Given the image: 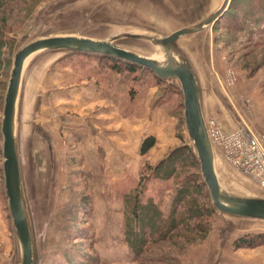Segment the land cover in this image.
Listing matches in <instances>:
<instances>
[{
	"label": "rangeland",
	"instance_id": "rangeland-1",
	"mask_svg": "<svg viewBox=\"0 0 264 264\" xmlns=\"http://www.w3.org/2000/svg\"><path fill=\"white\" fill-rule=\"evenodd\" d=\"M222 3L0 0V126L13 56L29 41L119 35V46L165 59L163 37L195 28ZM171 50L196 75L204 119L264 131V0H227L214 22L180 35ZM130 64L101 53L54 49L31 57L23 70L15 131L36 264H264V219L227 214L212 203L187 133L179 81L136 64L131 70ZM147 135L155 143L140 154ZM170 155L169 163L158 166ZM214 164L223 190L264 197L263 188L216 152ZM185 181L204 184L192 197L199 206L210 202L214 211L189 214L166 239L150 238L136 255L124 239L125 225L135 218L134 194L140 191L144 204L158 203L167 217ZM244 236L253 244L237 241ZM256 245L262 246L252 249ZM19 257L0 129V264H19Z\"/></svg>",
	"mask_w": 264,
	"mask_h": 264
},
{
	"label": "water",
	"instance_id": "water-1",
	"mask_svg": "<svg viewBox=\"0 0 264 264\" xmlns=\"http://www.w3.org/2000/svg\"><path fill=\"white\" fill-rule=\"evenodd\" d=\"M227 0H223L213 14L201 20L195 28H180L163 37L165 59L145 56L119 46L114 41L119 35L97 39L79 35H44L20 47L14 54L4 95L1 117L2 171L8 209L19 248V264H36L32 228L24 197L20 155L15 131L17 105L23 70L28 60L42 51L65 49L94 52L121 58L153 71L161 78H176L181 86L184 103V121L194 146L200 172L209 190L212 203L221 212L247 218L264 219V197H244L230 194L220 187L214 164V151L209 140L200 105L196 75L189 61L172 52L173 42L182 34L200 30L217 19ZM135 37V34L127 35Z\"/></svg>",
	"mask_w": 264,
	"mask_h": 264
},
{
	"label": "trees",
	"instance_id": "trees-1",
	"mask_svg": "<svg viewBox=\"0 0 264 264\" xmlns=\"http://www.w3.org/2000/svg\"><path fill=\"white\" fill-rule=\"evenodd\" d=\"M115 58L121 59L118 57ZM112 59L113 62H110V65L114 70L118 71L120 69V66H118L119 64L117 60H114V58ZM127 63L130 64L131 62L127 61ZM130 65V69L134 70L135 63H131ZM154 143L155 138L153 135H147L143 137L139 146V153H146L154 145ZM179 148L180 147H178L177 149ZM182 148L185 149L188 154L193 156L192 150L189 146L185 145ZM194 157L195 156H193V158ZM171 158V155L167 156L158 164V166L169 163ZM157 169L158 168H154L153 173H156V171H158ZM170 171H172V169H170ZM165 174L166 173H164L160 177L166 178ZM200 185L204 184H198L193 181H185L181 183L180 186H177L176 196L174 197L167 217H164L162 215L158 203L155 204L156 202H153L151 200V204L149 203L150 201H148L147 204H144L140 197V191H136L132 204V213L135 218L133 219V222L130 219V225H125L124 232V239L129 243V246L136 255H140L143 252L145 244L150 238L153 240L166 239L171 231H173V229L182 226L185 221L188 220L189 214L190 216H192L194 215L195 211L202 214H212L214 208L210 202H206L199 206L196 199L192 197L193 192L197 190ZM237 241L245 243L247 245L253 244V241L248 239L246 236L239 238Z\"/></svg>",
	"mask_w": 264,
	"mask_h": 264
},
{
	"label": "built area",
	"instance_id": "built-area-1",
	"mask_svg": "<svg viewBox=\"0 0 264 264\" xmlns=\"http://www.w3.org/2000/svg\"><path fill=\"white\" fill-rule=\"evenodd\" d=\"M213 151L264 189V131L254 132L246 124L226 127L217 119H205Z\"/></svg>",
	"mask_w": 264,
	"mask_h": 264
},
{
	"label": "crops",
	"instance_id": "crops-1",
	"mask_svg": "<svg viewBox=\"0 0 264 264\" xmlns=\"http://www.w3.org/2000/svg\"><path fill=\"white\" fill-rule=\"evenodd\" d=\"M260 246H262V245H256V246H254V248H252V249H259L260 248ZM248 261H244L243 263H247ZM248 264H252V263H248Z\"/></svg>",
	"mask_w": 264,
	"mask_h": 264
}]
</instances>
